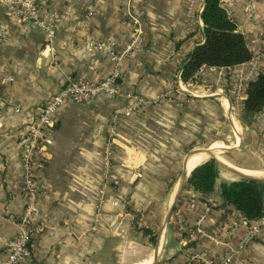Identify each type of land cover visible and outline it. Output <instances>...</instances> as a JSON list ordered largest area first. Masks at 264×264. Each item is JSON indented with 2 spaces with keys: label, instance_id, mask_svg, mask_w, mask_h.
<instances>
[{
  "label": "crops",
  "instance_id": "1",
  "mask_svg": "<svg viewBox=\"0 0 264 264\" xmlns=\"http://www.w3.org/2000/svg\"><path fill=\"white\" fill-rule=\"evenodd\" d=\"M223 4L255 57L231 68L202 67L198 86L209 92L187 101L181 114L176 101L159 99L163 93L183 100L190 94L181 87L177 94L174 82L205 39V0H41L44 15L58 14L53 36L0 3L5 24L0 38V259L21 230L29 194L22 187L23 135L40 106L71 80L97 82L116 69L118 94L70 102L46 135L37 170V219L45 230L34 239L26 264L151 262L158 241L155 264H209L208 259L218 264L240 242L233 264H264V227L245 241L247 218L232 206L213 207L221 203L219 194L204 201L200 193L185 190L163 224L181 178L178 170H183L190 154L186 150L194 141L191 129L203 126L206 106L212 103L205 99L220 95L222 105L230 109L231 96L222 92L228 78L244 67L247 83L264 67V0ZM136 37L137 47L131 45ZM233 85L230 80L231 92ZM128 94L142 95L148 103L139 111ZM242 123L231 117L232 132L213 146L227 144L235 156L224 157L239 170L264 172V133L256 129V121ZM114 124L118 136L109 153ZM221 177L239 178L223 168ZM145 228L157 234L155 243Z\"/></svg>",
  "mask_w": 264,
  "mask_h": 264
},
{
  "label": "trees",
  "instance_id": "2",
  "mask_svg": "<svg viewBox=\"0 0 264 264\" xmlns=\"http://www.w3.org/2000/svg\"><path fill=\"white\" fill-rule=\"evenodd\" d=\"M205 39L199 43L184 63L181 78L188 83L199 81L197 72L204 66L234 67L255 57L247 37L238 28L234 17L223 4V0H205L201 13ZM264 53V32L261 35ZM197 75V76H196ZM246 97L241 108V118L250 125L264 110V67L256 78L247 82ZM223 167L216 159L210 158L196 166L190 173L186 190L200 193L204 201L219 194L221 203L213 207L232 206L240 211L251 224L264 217V179L243 177L227 180L221 177ZM176 209V207H175ZM150 240L155 243L157 234L145 228Z\"/></svg>",
  "mask_w": 264,
  "mask_h": 264
},
{
  "label": "built area",
  "instance_id": "3",
  "mask_svg": "<svg viewBox=\"0 0 264 264\" xmlns=\"http://www.w3.org/2000/svg\"><path fill=\"white\" fill-rule=\"evenodd\" d=\"M0 3H6L13 7L16 15L23 22H33L40 26H44L47 28L50 36L54 35L55 19L58 17V14L50 13L48 16L44 15L41 9V0H0ZM4 33L5 24L2 20H0V38L4 36ZM131 45L135 47L139 46L137 37L132 41ZM201 69L197 72V74H199ZM3 71L4 68L0 64V73ZM181 73L182 70L179 73V78H181ZM236 77V87L241 89V93L237 94V97L244 99L246 97L245 87L247 84V75L244 67L239 69ZM118 78L119 73L118 70L115 69L111 76L97 82L83 78L71 80L58 92L53 94L45 104L40 106L33 123L23 135L25 139L23 160L26 171L22 187L29 194L25 205V212L20 220L21 230L8 241L6 245V255L3 259H0V264H26L32 253L34 239L38 234L44 232L45 230V224L37 219V215L41 214V209L37 203L38 158L40 152L44 150L46 140H48L46 136L47 133L55 128L61 109L70 102H91L101 93L111 96L118 94ZM128 96L134 99L135 108L144 103V98L138 94H128ZM117 136L118 130L117 126L114 124L109 136V153H111L112 144L116 140ZM263 227L264 217L252 222L250 224L249 235L245 241H247L250 237H253ZM242 245L243 242H240L237 245L231 246L218 264H233L238 257ZM208 263L215 264V262L211 259H208Z\"/></svg>",
  "mask_w": 264,
  "mask_h": 264
},
{
  "label": "rangeland",
  "instance_id": "4",
  "mask_svg": "<svg viewBox=\"0 0 264 264\" xmlns=\"http://www.w3.org/2000/svg\"><path fill=\"white\" fill-rule=\"evenodd\" d=\"M261 53H262V51H261ZM200 72H199V74H200ZM179 73H180V71L177 72V74L175 76V82H174L175 92L177 94H179V92H177L176 90L179 89V87H181V88H184L185 90L186 89L189 90L190 94L187 97H185L183 100V99L175 98L172 94L163 93L160 95L159 100H169V101L174 100V102L176 101V103L180 104L182 107L181 114H184V109L188 108L187 101H190L192 99L196 100L197 98H202L201 96L207 94L209 91L204 89V88L200 89V87L198 86L199 83H201V81H200L201 75H199V81L198 82H196L192 79L189 81L190 84H188V83L184 82L181 78H179ZM228 79H229V80H227L228 85H226L224 87L222 92L229 97L231 96V108L228 109L222 105V99L219 98V97H221L220 95H217V98L213 97L214 99H210V98L205 99L206 101L207 100L212 101V103L210 105L206 106V109H205L206 114H205L203 126L202 127L201 126L195 127V129H191V135L193 136L192 138L194 139V141L189 143V146L187 148L188 150H186V153H189L192 151L194 152V150L201 148V147L210 148L215 144L214 143L215 141H219L221 139H224L228 133L232 132V130H231L232 128L230 125L231 117H235V119L239 123L241 122V124H243L242 122H244V121L241 118V108H242L244 99H240L237 97V94L241 93V89L239 88L240 91L238 92L239 89L236 87V84H237V77L236 76L232 79H230V78H228ZM230 80L234 84L232 87L233 92L230 91ZM180 91L184 92L181 89H180ZM140 96H142V95H140ZM147 103H148L147 100L144 98V103L141 104L136 109L139 111L142 110ZM212 113L215 114V117H216L215 122H218L219 126L217 124H214L215 123L214 122V116L212 115ZM255 121H256V123H255L256 129L258 131L264 133V110L262 112H260L255 117L253 122H255ZM252 123L250 125H252ZM243 126H244V124H243ZM241 128H242V126H241ZM225 147H228L227 144L221 143V144H217V145L213 146L212 148H225ZM230 150L231 149L225 148L221 154L223 156H225L227 159H233V156H235V155H232L233 153ZM183 156H182V159L180 158V161H182V163H183V159L185 157V156L184 157ZM210 158H212V157L209 156L207 159H210ZM223 170H224V172H230L226 168H223ZM181 173H182V170L179 169L178 170V176L179 177H180ZM234 174L237 175V178L240 177V175L236 174L235 172H234ZM185 190H186V185H185L181 195L183 194V192ZM181 195H180V197H181ZM180 197H179V199H180ZM179 199L177 200V202L179 201ZM177 202H176L175 207H177ZM174 211H175V209H174ZM174 211H173V213H174Z\"/></svg>",
  "mask_w": 264,
  "mask_h": 264
},
{
  "label": "water",
  "instance_id": "5",
  "mask_svg": "<svg viewBox=\"0 0 264 264\" xmlns=\"http://www.w3.org/2000/svg\"><path fill=\"white\" fill-rule=\"evenodd\" d=\"M187 91V90H186ZM207 147H201V148H198L196 150H205ZM194 150V151H196ZM193 152V151H192ZM190 152V154L192 153ZM189 154V155H190ZM189 155L187 156V159L189 157ZM212 158L216 159L217 162L223 167V168H226L232 172H235L236 174L240 175V176H243V177H253V178H260V179H264V175L263 176H258V175H252V174H247V173H244L242 171H240L238 168L232 166L231 164L227 163V162H224L222 160H220L219 158H217L215 155H212L211 156ZM187 159L185 161V164L183 166V170H182V174H181V178L179 180V183H178V187H177V190L175 192V195H174V198L171 202V204L169 205L168 209H167V212L165 214V217H164V220H163V224H167L169 222V219L175 209V205H176V202L177 200L179 199L185 185H186V182H187V179L191 173V171L189 172L188 169H187ZM158 256H159V241H158V245L156 246V251H155V254H154V257H153V260L150 264H155L157 261H158Z\"/></svg>",
  "mask_w": 264,
  "mask_h": 264
},
{
  "label": "bare ground",
  "instance_id": "6",
  "mask_svg": "<svg viewBox=\"0 0 264 264\" xmlns=\"http://www.w3.org/2000/svg\"><path fill=\"white\" fill-rule=\"evenodd\" d=\"M222 149L223 148H206L205 150H196V151H194L191 154L190 158L188 159V168H189V170L194 169L196 166H198L200 163H202L209 156H212V155H215L220 160H222L224 162H227V160L221 154ZM240 171H242L244 173H247V174H252V175H264V172L263 171H258V170L241 169ZM151 262H150V260H146L144 262L135 263V264H150Z\"/></svg>",
  "mask_w": 264,
  "mask_h": 264
}]
</instances>
